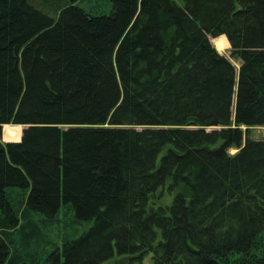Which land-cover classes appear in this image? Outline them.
I'll return each mask as SVG.
<instances>
[{"label": "trees", "instance_id": "trees-1", "mask_svg": "<svg viewBox=\"0 0 264 264\" xmlns=\"http://www.w3.org/2000/svg\"><path fill=\"white\" fill-rule=\"evenodd\" d=\"M77 1L0 0V264H264V0Z\"/></svg>", "mask_w": 264, "mask_h": 264}, {"label": "rangeland", "instance_id": "rangeland-1", "mask_svg": "<svg viewBox=\"0 0 264 264\" xmlns=\"http://www.w3.org/2000/svg\"><path fill=\"white\" fill-rule=\"evenodd\" d=\"M35 1L41 2L42 0H35ZM68 3H70L69 0H43V3H42L43 6L41 7L38 6V7H40L43 11L51 15H54L58 8L63 7L67 5ZM75 3L82 6L85 10H87L93 15L109 14L113 7V0H78ZM211 41L216 46V48L219 50V52L221 54H224L226 57H228L232 61V63L236 66L237 70H239L241 63L239 60H236L231 57V51H230L231 45L229 47H225L223 43L215 42L214 38H211ZM219 44H221L224 48L222 49ZM9 126L14 127V128H20V134L22 137L23 126L11 125V124ZM4 128L2 132V138L3 140H8L4 136ZM242 128L246 132L247 127L243 126ZM246 135H248L251 139H254V140H264V126L253 127L250 129V131L247 132ZM20 139L8 140V141H19ZM236 151H237L236 149L230 150L231 153H235ZM160 202L163 204L169 205L173 202V196L167 194L166 196L160 199ZM65 207H66L65 205H62L61 207V216H60L61 222L53 223V225L51 226V229H49L50 238L58 242L59 244H62V241L65 237L67 236L71 237L76 228H78L79 234H81L85 232L91 226L90 223L81 224V223L73 222L72 220L73 217L70 212L64 216ZM52 249L53 247H49L48 251ZM46 254H43L42 256L45 257ZM153 262H154V259H153L152 251H149L140 257L137 254H130V255L120 254L116 251L112 257L104 261L102 264H153Z\"/></svg>", "mask_w": 264, "mask_h": 264}, {"label": "water", "instance_id": "water-1", "mask_svg": "<svg viewBox=\"0 0 264 264\" xmlns=\"http://www.w3.org/2000/svg\"><path fill=\"white\" fill-rule=\"evenodd\" d=\"M3 127H4V125H3ZM24 128L26 127V126H23ZM23 128V129H24ZM2 132H3V129H2ZM23 135V134H22ZM245 137H247V135H245ZM22 140V137H21V139L19 140V141H21ZM5 142H19V141H8V140H4Z\"/></svg>", "mask_w": 264, "mask_h": 264}, {"label": "bare ground", "instance_id": "bare-ground-1", "mask_svg": "<svg viewBox=\"0 0 264 264\" xmlns=\"http://www.w3.org/2000/svg\"><path fill=\"white\" fill-rule=\"evenodd\" d=\"M220 46H221V48L223 49L224 47L221 45V44H219ZM4 128V127H3ZM24 128V127H23ZM22 134H23V132H22Z\"/></svg>", "mask_w": 264, "mask_h": 264}, {"label": "crops", "instance_id": "crops-1", "mask_svg": "<svg viewBox=\"0 0 264 264\" xmlns=\"http://www.w3.org/2000/svg\"><path fill=\"white\" fill-rule=\"evenodd\" d=\"M23 126V125H22Z\"/></svg>", "mask_w": 264, "mask_h": 264}]
</instances>
